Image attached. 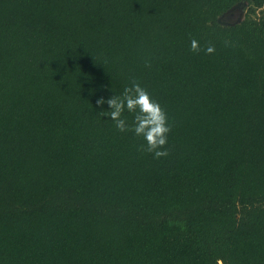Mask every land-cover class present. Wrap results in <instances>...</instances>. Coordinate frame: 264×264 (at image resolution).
<instances>
[{
    "label": "trees",
    "instance_id": "1",
    "mask_svg": "<svg viewBox=\"0 0 264 264\" xmlns=\"http://www.w3.org/2000/svg\"><path fill=\"white\" fill-rule=\"evenodd\" d=\"M263 6L0 0V264H264ZM133 80L167 157L98 114Z\"/></svg>",
    "mask_w": 264,
    "mask_h": 264
},
{
    "label": "clouds",
    "instance_id": "2",
    "mask_svg": "<svg viewBox=\"0 0 264 264\" xmlns=\"http://www.w3.org/2000/svg\"><path fill=\"white\" fill-rule=\"evenodd\" d=\"M190 51H200L198 41L194 39L190 41ZM204 51L206 54H212L215 48L209 45ZM104 104L108 105V110L100 111L98 114L101 117H108L114 121L118 131H131L136 137L143 138L144 143L139 146V151L151 153L157 159L170 154L165 147L168 133L171 131L167 114L137 81L133 80L119 96L113 95L107 99L100 97L96 100L97 107ZM125 111L135 114L131 125L123 118Z\"/></svg>",
    "mask_w": 264,
    "mask_h": 264
},
{
    "label": "rangeland",
    "instance_id": "3",
    "mask_svg": "<svg viewBox=\"0 0 264 264\" xmlns=\"http://www.w3.org/2000/svg\"><path fill=\"white\" fill-rule=\"evenodd\" d=\"M246 3H237L236 5H234L230 11H233L231 13V15H229L228 17H226L225 19H223L224 16L220 17V19H223L224 23H228V22H238L241 19H243L244 15H245V9H246ZM261 10H264V6L257 10V14H259L261 12ZM229 11V13H230Z\"/></svg>",
    "mask_w": 264,
    "mask_h": 264
},
{
    "label": "water",
    "instance_id": "4",
    "mask_svg": "<svg viewBox=\"0 0 264 264\" xmlns=\"http://www.w3.org/2000/svg\"><path fill=\"white\" fill-rule=\"evenodd\" d=\"M231 10V9H230ZM230 10H228L226 13H227V15H231V13L233 12V11H230ZM229 11H230V13H229Z\"/></svg>",
    "mask_w": 264,
    "mask_h": 264
},
{
    "label": "flooded vegetation",
    "instance_id": "5",
    "mask_svg": "<svg viewBox=\"0 0 264 264\" xmlns=\"http://www.w3.org/2000/svg\"><path fill=\"white\" fill-rule=\"evenodd\" d=\"M229 15H227V16H225V17H223V19H225L226 17H228Z\"/></svg>",
    "mask_w": 264,
    "mask_h": 264
}]
</instances>
